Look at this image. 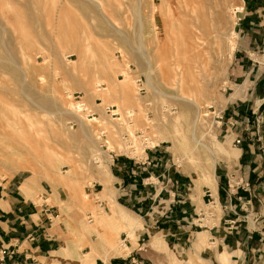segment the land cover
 I'll return each mask as SVG.
<instances>
[{"label":"rangeland","instance_id":"obj_1","mask_svg":"<svg viewBox=\"0 0 264 264\" xmlns=\"http://www.w3.org/2000/svg\"><path fill=\"white\" fill-rule=\"evenodd\" d=\"M103 1L107 16L126 40L101 16L90 0H0V23L6 25L0 54L9 52L22 67L28 69L34 82H39L41 86V98H60L64 107H69L70 102L86 103L94 115L87 117L85 112H81L85 118L91 120L96 117L106 124L100 126L94 121L88 122L93 140L102 151H106L108 145L113 147L106 152V157L99 155L95 159V156H91L92 147L72 116L67 114L58 122V110L55 107L43 111L30 101L21 99L18 94L20 70L12 64L0 65V102L5 104L0 108V119L9 120L10 124L18 121L20 125H12L15 133L0 132L4 138L0 141V182L5 184L10 181L17 185V182L23 181L19 187L27 198L38 206L45 203L50 207L53 213L50 232H58L61 248L63 242L75 240V254L69 252L68 243L66 250L62 248L59 254H54L56 260L57 257L60 260L63 258V264H98V261L95 262L97 258L108 264L110 256H122L129 251L127 248L121 253L113 252L111 248L116 243L125 246L121 240L126 230H119L117 223L106 219L103 227L89 234L90 240L102 242L99 250L106 256L102 254L99 257L91 256L90 261L81 260L82 254L90 250V245L86 240L81 242L76 220L82 215L81 223L88 226L98 219L101 212L104 215L109 213L111 202L104 197L107 185L117 212L137 222L132 232L142 226L141 218L129 214L114 199L116 191L109 167L113 154L116 157L126 154L143 158L144 149L150 148L152 154L162 160L160 173L167 163L171 177L188 181L178 188L180 198L186 193L195 199L194 190L198 191L196 183L199 181L196 169L198 165L209 169V155L206 148L200 147L196 161L181 159L185 151H177L169 138L170 133L183 140L192 137L196 109L182 105L178 100L180 95L185 93L200 98L202 113L207 115L202 117L197 127L198 137L204 145L218 153L220 158L216 167L223 163L230 164L233 154L238 153L235 149L238 144L232 142L233 136H227L225 132L226 119L221 123L218 122L221 119L216 116H220L223 109L226 108L225 113H229L230 107L236 106V103L231 102V93L239 87L236 84H240L239 89L242 90L247 86L242 83L243 77L237 74V63L247 61L248 64L255 63L257 67L261 65L258 62L264 63V53L259 47L261 40L257 39L253 46H246L236 35L237 14L233 13L242 9V0ZM137 5L144 24L143 40L154 61V82L163 93L160 95L146 85L145 61L134 50L139 34L138 17L134 15V6ZM195 35L201 37L197 44L193 42ZM227 36L234 41L232 51L226 48L224 37ZM241 44L245 47L242 48ZM72 61H76V64H72ZM123 72H127L125 76H128L123 77ZM256 75L259 78L264 76V68L254 70L253 78ZM95 76H99L98 79L103 82L98 87L93 84L90 96L79 83ZM138 76L142 78L144 92H139L135 82ZM104 87L107 91L114 90L113 93L106 95ZM262 88V85L250 87L254 92L248 103L256 111L253 114L254 125L259 124L264 129V113L261 114L258 108L259 98L264 96ZM109 107L116 109L118 115L111 116L106 110ZM20 114L21 118L27 116L28 121L24 122ZM164 122H168L170 128L164 127ZM118 127L122 130L121 134L116 132ZM126 129L134 134L129 135ZM5 144H10L13 150L9 146L6 148ZM97 160L102 163L101 168L94 163ZM86 164L88 170L83 169ZM71 165L74 174H66ZM204 185L201 184V187ZM199 190L201 195L203 192ZM41 192L46 197L40 196ZM205 199L209 201L210 198L206 196ZM97 201L102 205L99 206ZM166 205L163 201L159 206H154L153 212L147 216L155 221ZM209 212L217 218L219 205L216 208L207 206L205 213ZM104 233H109L113 238H110L112 243L104 241ZM161 233L149 228V236H144L142 241L148 245L146 250L151 247L153 252L157 251L153 253L157 256L156 264H161L162 260H166V264H227L219 261L221 247L209 244L206 232L194 233L191 238L192 249L186 248V251L170 246L163 240ZM127 236L132 246H137L135 235ZM165 239L170 240L168 237ZM197 241L200 244L195 246ZM54 264L60 263L55 261Z\"/></svg>","mask_w":264,"mask_h":264},{"label":"crops","instance_id":"obj_2","mask_svg":"<svg viewBox=\"0 0 264 264\" xmlns=\"http://www.w3.org/2000/svg\"><path fill=\"white\" fill-rule=\"evenodd\" d=\"M236 14L235 29L240 41L253 46L257 39L261 40L259 47L264 53V0H242V9ZM257 68L263 69L264 64L257 67L247 61L237 63V74L243 77L242 83L247 86L242 90L240 84H236L239 87L231 93V102L236 106L230 107L229 113L223 109L218 116L221 118L218 122L226 119L225 132L227 136H233L232 142L238 137L242 142L235 148L238 153L230 164L223 163L215 168V191L204 185L200 186L201 195L200 190H194L195 199L186 193L180 198L178 188L186 180L171 177L167 163L160 173L162 160L152 154L151 149L143 158L112 157L109 167L116 191L114 199L121 208L143 222L134 230L137 246H132L129 237L123 233L122 240L130 250L122 256H111L108 264H156L157 256L153 253L157 251L153 252L151 247L146 250L148 245L142 242L144 236H149V228L161 231L163 240L179 251L192 249L194 233L206 232L209 244H216L221 247L219 253L226 254L225 263L264 264V129L259 124L254 125L256 111L248 103L254 92L250 87L262 85L264 88V76L253 78ZM259 100V112L263 114L264 96ZM22 182L17 185L10 181L0 182V264H54L55 261L63 264V258L56 260L53 257L62 249L58 232H50L53 213L47 204L38 206L27 198L19 187ZM40 194L46 197L45 193ZM163 201L167 205L161 215L155 221L151 220L147 215ZM217 204V218L211 212L205 213L207 206L216 208ZM67 245L75 254V244ZM97 261L106 264L99 258ZM166 263V260L161 261V264Z\"/></svg>","mask_w":264,"mask_h":264},{"label":"bare ground","instance_id":"obj_3","mask_svg":"<svg viewBox=\"0 0 264 264\" xmlns=\"http://www.w3.org/2000/svg\"><path fill=\"white\" fill-rule=\"evenodd\" d=\"M92 3H94L95 5V9L101 14V16H103V18L115 29L118 31V33H121L119 31V29L116 27V25L109 19V17L107 16V12L105 10V3L103 0H90ZM137 4V3H136ZM1 5V4H0ZM4 7V6H3ZM134 8L136 9V15L138 17V22H139V34L138 35V43H137V46H136V49L135 52L137 53V55L142 58L144 61H145V64H146V68H147V75H146V85L152 89V92L154 93H158L159 95L160 94H163L162 91L157 87V85H155V74H154V70H153V64H154V61H153V58H152V55L151 53L149 52L147 46L145 45V42L143 40V35H142V30H143V19H142V16H141V11L139 9V6L137 5L136 7L134 6ZM133 8V9H134ZM195 10L193 9V12ZM134 12V11H133ZM144 12V11H143ZM2 13V12H1ZM234 15L236 14V11L233 13ZM3 23V22H2ZM0 23V40L1 42L0 43H3L4 44V41L2 38H4V35L6 33V25ZM56 31V30H55ZM234 33V32H233ZM136 35V36H137ZM199 35V34H198ZM194 36L193 37V42L197 44L198 41H201V37L200 36ZM221 35V34H220ZM224 34H222V37H223ZM121 36L125 38V40L127 39L122 33H121ZM224 40H225V43H226V48H228L229 51H232L233 48H234V41L232 40L231 37H228L225 38L224 37ZM128 41V40H127ZM128 43V42H127ZM4 46V45H3ZM221 52V51H220ZM6 53V52H5ZM2 63H6V64H12V66H16L19 70H20V74H21V80L19 82V92L18 94L20 95V98L21 99H25V100H28L31 102V104H33V106H35L36 108L38 109H41L43 111H48V108H51V107H55L56 110H58V113H57V116H58V122H61L62 121V118L65 116V115H70L72 116L78 123L79 125V129L81 130V132L84 134V137L86 139V141L88 142V144L92 147V154L91 156H95V159H97L96 157L101 155V156H104L106 157L107 154L106 152L109 151L110 149H112L113 147L111 145H108L107 146V150L105 151H102L99 146L97 145V143H95V140H93L92 138V135H91V132L90 130L88 129V122L89 121H94L96 123H98V125L100 126H104L106 125L105 122L101 119H98L96 117H93V119L91 120H87L84 116V114H82L81 112H85L86 113V116L88 117L89 114H90V108L88 110L87 106H86V103L84 102H78V103H74V102H70L71 100H69L70 104H69V107H64V105L62 104L61 102V99L60 98H52V99H46V98H41L39 95H40V91H41V86H39V82L36 83L34 82V80L32 79V77L30 76V73L28 71V69L22 67L20 65V63H18L14 58L13 56L7 52L6 54H0V65H2ZM72 64H76V61H72ZM14 73V72H13ZM127 72H125L126 74ZM124 72H123V77H126L128 76V74L125 76ZM130 75V74H129ZM96 78V79H95ZM99 76H95L93 79L91 80H87V81H81V83H79V86L81 87H84V90L86 91V93L88 95L92 94V86L93 84H97V87L100 85L99 83L103 82L101 79H98ZM157 78V77H156ZM126 79V78H125ZM126 82V81H125ZM128 82V81H127ZM124 83V82H123ZM157 84V83H156ZM128 89V88H127ZM101 90V89H99ZM98 90V91H99ZM104 90H106V92H104L106 95H111V93H113V91H107V88L104 87ZM9 92V91H8ZM103 92V91H102ZM165 95V94H164ZM91 96V95H90ZM93 96V95H92ZM167 96V95H165ZM181 96V97H180ZM179 97V101L182 103V105L184 106H188V107H191V108H194L196 109V113H195V119L192 123V137L191 138H184L183 139H180L178 136L174 135V134H171L170 130L169 129V133H170V139L172 140L173 144H174V148L177 150V151H180L183 149L185 151V155L184 154H181L184 155L181 157V159H184V158H188L189 160H193V161H196L197 160V157L199 156V150L201 149L200 147H204L207 149V152H208V155H209V158L207 160L208 162V167L209 169L205 170L203 168H200L199 165L197 166L198 168L196 169L197 171V174H198V179L199 181L196 183V187H197V190L200 189V186L201 184H205L206 186L212 188L214 191H215V187H216V178H215V167H216V164L217 162L219 161V155L218 153L209 148L207 145H204L201 141V139H199L198 137V134H197V127L199 125V123L201 122V119L203 116L207 115V114H203L202 113V110H201V103H200V98L194 96V95H187L185 93L181 94ZM70 97V96H69ZM154 97V96H153ZM28 101H24V102H28ZM48 103V104H47ZM7 104V103H6ZM5 104L3 102H0V108L1 106L3 107ZM158 105V104H157ZM12 106V104H11ZM159 106V105H158ZM165 107V106H164ZM169 107V106H168ZM110 108V107H109ZM113 108V107H111ZM161 108V107H160ZM112 110V109H111ZM92 112V110H91ZM113 112H117L116 109H113ZM25 113V112H23ZM163 113V112H162ZM170 113V112H169ZM2 114H4L5 116V113L2 111ZM117 114V113H116ZM94 115V114H93ZM111 115V114H110ZM118 115V114H117ZM116 115V116H117ZM181 114L178 115L177 118H179ZM21 114L19 115V117L21 118ZM112 116V115H111ZM119 118V117H117ZM23 119L24 122H27L28 121V118L27 116H24V118H21ZM104 120V119H103ZM15 124H18V121L14 122ZM12 122V124H10L9 120L5 119L4 121L2 119H0V132H3L4 134L6 133H15V131L12 129V125L14 124ZM171 123V122H170ZM18 126H20L18 124ZM90 126V124H89ZM164 127L166 128H170L169 126V123L168 122H164ZM127 128H130V127H127ZM103 129H106L105 127ZM173 129V128H172ZM9 130V131H7ZM125 130V129H124ZM127 131L129 129H126ZM14 131V132H13ZM180 131V130H179ZM117 133L121 134L122 133V130L118 127L117 128ZM129 132V135L130 134H134V133H131L130 130L128 131ZM110 133V132H109ZM167 133V132H166ZM180 133V132H179ZM178 133V134H179ZM94 135V134H93ZM3 136H0V141L4 140V138H2ZM8 137V136H7ZM121 137V136H120ZM127 142V141H126ZM108 143H110L108 141ZM125 142H123V146H125L124 144ZM111 144V143H110ZM121 144V146H122ZM127 145V144H126ZM1 146V145H0ZM7 146H9V148H11L12 146H10V144H5V147L8 148ZM15 146V145H14ZM120 146V145H119ZM122 146V147H123ZM5 148V149H6ZM13 148V147H12ZM11 148V149H12ZM15 149H17L16 147H14ZM19 149V148H18ZM17 149V150H18ZM216 149V148H215ZM13 150V149H12ZM15 151V150H14ZM13 151V152H14ZM12 152V151H11ZM225 152V151H224ZM179 153V152H178ZM234 153V152H232ZM227 154V152H226ZM230 153H228L229 155ZM90 155V153H89ZM234 156L233 157H236L237 154H233ZM89 156V158L91 157ZM230 156V155H229ZM228 157V156H226ZM231 157V156H230ZM99 159V158H98ZM94 160V159H93ZM181 161V160H180ZM193 161H191L193 163ZM89 163V160L87 161ZM97 166H99V168H101L102 166V163L97 160V162H94ZM182 163V162H181ZM205 163V162H204ZM201 164V163H200ZM72 166V165H71ZM86 167V168H85ZM83 169H89V166L84 165L83 166ZM65 174V173H64ZM66 174H74V170H73V166L70 167V169L68 171H66ZM108 174V173H107ZM74 177V176H73ZM75 179V177H74ZM77 179V178H76ZM109 185L106 186V192L104 193V197L110 199V202H111V206H110V211L108 214H102L103 212H101V215L98 217L97 220H95L94 223L90 224V225H83L81 223V220L83 219L82 218V215H80V211H78V214L80 215L79 218L76 220L78 221L77 222V225L79 227L78 229V234L80 235V238H81V242L83 243L84 240H86L87 244L90 245V250L83 255V258L81 260L83 261H90L89 258L91 256H102V254L104 255L105 253H102L100 250H99V247H101L100 245L102 244V242L99 241H94V240H90L89 239V234L94 232V231H98L99 227L102 226L103 227V224L105 223L106 219H109L111 221H114L115 223L118 224L119 226V230H126V233L127 235H133L134 233L132 232L133 231V228L135 226V224L137 222L133 221L132 219L128 218L124 213H119L117 212V209L115 208V205H114V201L112 200V194L111 192L108 190L110 189L108 187ZM24 187H26L24 185ZM216 193V192H215ZM86 194V193H85ZM84 194V195H85ZM89 196V195H87ZM85 196V197H87ZM83 204V203H82ZM106 205V204H105ZM85 208V207H84ZM84 212V211H82ZM96 212V211H95ZM100 214V213H99ZM77 215V214H76ZM84 215V214H83ZM95 213H94V217H95ZM84 217V216H83ZM93 217V218H94ZM85 218V217H84ZM75 221V220H74ZM92 220H89V222H91ZM112 224V223H111ZM138 224H139V221H138ZM111 227V226H110ZM104 229V228H103ZM117 229V233L119 231ZM105 232V231H104ZM108 232V230H107ZM97 234V233H96ZM112 234V233H110ZM114 234V233H113ZM115 235V234H114ZM114 235H111V236H114ZM99 236V235H98ZM109 236V233H104L103 235V239L104 241L107 243V244H110L112 243V240L113 238H111ZM201 238H203L201 236ZM96 239V238H95ZM100 239V238H99ZM75 240H69V244H72L73 246V243H74ZM78 242V241H77ZM121 242H123V240H121ZM66 242H63L62 245H63V249H67L66 248ZM119 243V242H118ZM116 243L117 245H113L112 246V250L114 253H121V251H125V249L127 250L128 247L125 248V246H118L119 244ZM86 244V245H87ZM121 244V243H120ZM126 244V243H125ZM84 245V244H83ZM109 247V246H108ZM79 248V247H78ZM130 250V248H128ZM65 250H63V252H65ZM81 250V249H80ZM70 252V251H69ZM197 253L199 254V251H197ZM127 254V253H126ZM106 256V254H105ZM193 255H191L192 257ZM93 257V258H94ZM108 257V256H107ZM111 257V256H110ZM109 257V258H110ZM226 254L224 253H219L218 254V259L220 262H225L226 261ZM93 258H92V261H93ZM104 258V257H103ZM108 258V259H109ZM190 258V257H189ZM193 259V258H191ZM228 262V261H227ZM84 264V263H83Z\"/></svg>","mask_w":264,"mask_h":264},{"label":"built area","instance_id":"obj_4","mask_svg":"<svg viewBox=\"0 0 264 264\" xmlns=\"http://www.w3.org/2000/svg\"><path fill=\"white\" fill-rule=\"evenodd\" d=\"M238 11H236V13H237ZM258 64H264L263 62H258ZM135 82H136V84H137V86L139 87V92H144L145 91V88H144V85H143V82H142V78L140 77V76H138L136 79H135ZM107 110V112H109L112 116H116L117 114L115 113V112H113V110H111L110 108H107L106 109ZM93 114L94 113H90L89 114V116L91 117V116H93ZM216 118L217 119H221L220 117H218V116H216ZM234 143L235 144H239L240 143V139L239 138H236L235 140H234ZM148 150H150V148H148V147H146L145 149H144V152H146V151H148ZM123 155H126V154H123ZM112 157H114V156H117V155H111ZM128 156V155H127ZM130 157H132V156H130ZM133 159H137V156H133L132 157ZM228 187H230V185L228 184ZM98 203H99V206H101L102 204H101V202L100 201H97ZM88 219L89 220H91V215L89 214L88 215Z\"/></svg>","mask_w":264,"mask_h":264}]
</instances>
